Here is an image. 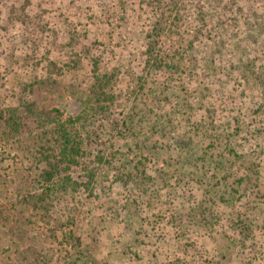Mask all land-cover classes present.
<instances>
[{
    "label": "rangeland",
    "instance_id": "374dc122",
    "mask_svg": "<svg viewBox=\"0 0 264 264\" xmlns=\"http://www.w3.org/2000/svg\"><path fill=\"white\" fill-rule=\"evenodd\" d=\"M0 114V264H264V0H0Z\"/></svg>",
    "mask_w": 264,
    "mask_h": 264
},
{
    "label": "trees",
    "instance_id": "16d2710c",
    "mask_svg": "<svg viewBox=\"0 0 264 264\" xmlns=\"http://www.w3.org/2000/svg\"><path fill=\"white\" fill-rule=\"evenodd\" d=\"M108 82H109V80H105V81H101V79H97V82H96V84H95V87L98 89V90H101L102 91V89H105V87L107 86V84H108ZM94 93L97 95V93L94 91ZM99 94H102V93H99ZM0 118H3V116L0 114ZM8 122H10V119L8 120ZM9 124V123H8ZM66 142H69L68 140H66ZM72 148H70L69 149V151H73V150H71ZM64 151H68V149H64ZM68 151V152H69ZM71 157V155L68 153L67 154V156H66V158H70ZM52 168H54L55 166L53 165V166H51ZM249 179V178H248ZM250 180V179H249Z\"/></svg>",
    "mask_w": 264,
    "mask_h": 264
}]
</instances>
